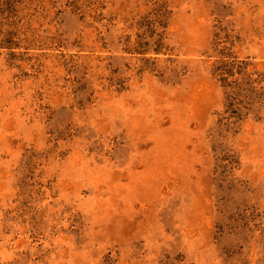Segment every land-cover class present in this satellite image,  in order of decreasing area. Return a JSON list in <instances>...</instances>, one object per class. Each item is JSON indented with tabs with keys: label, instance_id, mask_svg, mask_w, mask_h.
<instances>
[{
	"label": "rangeland",
	"instance_id": "1",
	"mask_svg": "<svg viewBox=\"0 0 264 264\" xmlns=\"http://www.w3.org/2000/svg\"><path fill=\"white\" fill-rule=\"evenodd\" d=\"M0 264H264V0H0Z\"/></svg>",
	"mask_w": 264,
	"mask_h": 264
}]
</instances>
